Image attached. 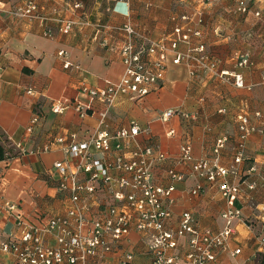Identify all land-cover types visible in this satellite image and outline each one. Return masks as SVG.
<instances>
[{
  "label": "crops",
  "instance_id": "obj_1",
  "mask_svg": "<svg viewBox=\"0 0 264 264\" xmlns=\"http://www.w3.org/2000/svg\"><path fill=\"white\" fill-rule=\"evenodd\" d=\"M25 1L0 0V148L4 150L0 159V242L21 237L18 216L23 224L42 227L67 212L70 194L59 191L55 164L64 162L76 170L77 162L69 160L68 155L73 140L83 142L100 129L114 133L136 125L141 129L137 142L166 155L164 161L153 166L152 174L155 184L175 188L170 228L178 226L184 211H191L201 227H225L221 215L228 208L226 201L207 181L201 182L203 191L193 195L199 181L192 176L191 165L180 164L178 157L181 146L190 144L195 159H212L216 140L228 138L219 164L237 172L229 179L242 184V193L230 207L239 208L242 216L235 221L237 233L228 249L219 254L217 264H262L264 253L258 238L264 236L259 211L264 203V126L255 114H264V0L251 4L245 14L236 12L237 0H36L41 14L49 19L44 25L13 14ZM185 14L193 22L203 15L204 24L198 28L204 35L194 44L203 43L218 58L219 71L241 73L246 88H236L215 74L199 72L192 77L187 65H174L170 56L165 81L155 92L137 100L117 98L101 124L100 113L105 105L85 94L82 87L107 88L123 77L125 66L119 54L103 46L105 42L118 46L124 39L113 29L130 22L135 30L158 41L172 32L173 19ZM60 19L76 23L70 34L59 31L56 20ZM47 30L52 36L45 35ZM59 52L64 56L60 57ZM235 52L250 54L255 66L236 69L232 57ZM55 102L68 108L56 114L52 111ZM76 105L83 106L87 115L77 112ZM222 109L226 113H220ZM168 110H180L189 117L179 114L164 122L161 118ZM239 113L249 115L256 131L247 141L243 161L236 165ZM35 116L39 121L30 133L28 128ZM171 130L174 135L169 136ZM58 138H64L65 143L54 144ZM46 147H50L48 151H44ZM252 167L255 173L250 172ZM172 169L183 174L182 181L169 177ZM80 177L84 179L85 175ZM248 181L256 182L257 188L247 190ZM85 202L105 208L111 196L103 188L96 202ZM10 204L17 206L15 211L5 208ZM96 209L91 216H95ZM49 241L54 242L52 238ZM237 249L241 253L233 257ZM125 252L134 255V264H152L144 239L137 232L96 264H119ZM0 264H14V260L0 253Z\"/></svg>",
  "mask_w": 264,
  "mask_h": 264
},
{
  "label": "built area",
  "instance_id": "obj_2",
  "mask_svg": "<svg viewBox=\"0 0 264 264\" xmlns=\"http://www.w3.org/2000/svg\"><path fill=\"white\" fill-rule=\"evenodd\" d=\"M128 2L129 0H125ZM258 0L236 1V12L248 13L251 4ZM75 5V8H79ZM20 18L36 19L43 23L48 17L43 16L36 0H26L13 12ZM256 16H260L256 13ZM180 20V21H179ZM59 31L70 34L74 25L72 20L60 19ZM175 25L170 34L155 41L146 33L135 30L130 22L113 29L124 35L121 43L105 42L103 46L117 52L125 71L120 82L102 89H92L86 86L82 91L98 100L105 109L100 113V123L103 124L114 102L119 97L133 100L142 99L155 92L165 81L169 57L174 65H187L192 77L198 73L217 75L225 82H231L236 88H246L241 73L219 71V60L203 43L194 41L203 38V31L198 27L204 24L203 15L193 22L189 15L174 18ZM52 36L51 31L45 32ZM264 50V46H263ZM60 57L64 52H59ZM236 69H250L255 66L252 56L246 52L233 54ZM261 69L264 85V52ZM199 102H203L200 99ZM68 108L62 102H55L52 111L62 114ZM75 109L81 115H87V110L76 105ZM220 113H226L222 109ZM188 118L189 115L180 110H168L162 115L164 122L179 115ZM257 118L262 120L264 114L257 112ZM39 121L35 116L28 131L31 133ZM240 132L239 143L234 155V163L240 164L245 155L249 137L256 131L247 113L236 115ZM141 129L133 125L122 128L114 133L100 129L83 142L73 140L68 146L69 160L77 162L76 170L64 162L55 164L60 178L59 191L70 194L71 205L67 212L49 220L42 227L23 224L18 216L17 222L22 227L19 239L9 238L0 242V253L11 256L14 264H96L106 254L120 249L121 244L132 232L139 233L144 239L146 249L152 257V264H217L219 254L228 249L229 241L237 233L235 221L241 219V210L230 205L242 193V184L232 182L230 176H236V171H230L219 164V157L225 148L228 138L223 136L216 140L211 158L195 159L190 144L180 148L178 157L180 164L188 163L192 168V176L199 182L192 190L193 195L203 191L202 181H207L226 201L228 208L222 213L225 227L222 230L201 227L191 211H184L176 228H170L171 206L174 204L173 186L157 185L153 181V166L166 159V155L152 147H143L137 142ZM169 136L174 135L171 130ZM75 139V138H74ZM64 138H58L54 144H64ZM131 147V148H130ZM22 151V144L18 145ZM46 147L44 151H48ZM251 173L256 168L250 169ZM85 175L84 179L80 175ZM169 177L182 181L184 176L175 170L169 171ZM244 181V180H243ZM247 190L257 188L256 182L248 181ZM264 187V177H261ZM107 189L111 203L102 208L93 207L86 200L96 202L101 189ZM5 208L13 212L17 206L10 204ZM96 209L95 216L92 215ZM259 211L264 221V203ZM52 238L53 243L49 241ZM259 249L264 253V236L258 238ZM241 253L240 249L232 252L233 257ZM119 264H134V255L125 252Z\"/></svg>",
  "mask_w": 264,
  "mask_h": 264
},
{
  "label": "trees",
  "instance_id": "obj_3",
  "mask_svg": "<svg viewBox=\"0 0 264 264\" xmlns=\"http://www.w3.org/2000/svg\"><path fill=\"white\" fill-rule=\"evenodd\" d=\"M4 157V150L0 148V159ZM262 264H264V258L262 259Z\"/></svg>",
  "mask_w": 264,
  "mask_h": 264
},
{
  "label": "rangeland",
  "instance_id": "obj_4",
  "mask_svg": "<svg viewBox=\"0 0 264 264\" xmlns=\"http://www.w3.org/2000/svg\"><path fill=\"white\" fill-rule=\"evenodd\" d=\"M237 4H238V0H237Z\"/></svg>",
  "mask_w": 264,
  "mask_h": 264
}]
</instances>
